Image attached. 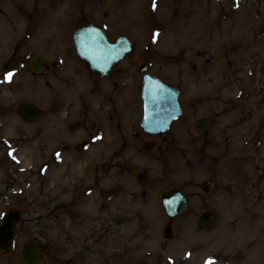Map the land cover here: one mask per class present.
Listing matches in <instances>:
<instances>
[{
    "label": "rangeland",
    "instance_id": "rangeland-1",
    "mask_svg": "<svg viewBox=\"0 0 264 264\" xmlns=\"http://www.w3.org/2000/svg\"><path fill=\"white\" fill-rule=\"evenodd\" d=\"M10 1L0 0L5 8ZM41 4L40 24L45 25L38 35L29 31L27 38L22 13L14 11L11 23L0 13V74L19 60L8 55L23 44L49 63L53 51L74 49L76 21L86 15L104 24L112 38L122 33L132 37L135 59L150 57L151 70L181 88L184 115L172 125L161 150L159 142L145 150L143 143L151 137L132 138L143 114L140 81L137 89L123 90L122 130L118 120L110 119V110L93 105L76 135L93 130L88 157L91 180L97 183L91 195L74 203L69 182L76 175L68 164L58 171L53 163L40 177L43 143L38 125L26 123L17 111L20 101H34L47 110L54 97L45 83L47 74L36 76L27 70L13 84L1 81L0 124L16 157L5 169L23 172L0 182V223L11 206L20 207L23 216L15 250L0 256V264H22L20 246L30 237L51 247L44 264H264V0ZM48 5L56 10L48 13ZM30 7L33 0H25L24 8ZM81 92L93 104H106L103 95L93 98L88 89ZM77 97L72 91L73 103ZM203 116L211 124L202 132L196 122ZM77 117L75 113L70 121ZM104 146L105 153L99 150ZM4 157L0 155V163ZM101 159L107 170L99 185L95 168ZM140 171L147 172L144 183L137 178ZM40 178L45 185L42 194ZM173 186L187 193L189 204L174 221V237L166 239L168 217L161 195ZM14 189L21 193L13 194ZM206 210L212 214L202 224L200 216Z\"/></svg>",
    "mask_w": 264,
    "mask_h": 264
},
{
    "label": "flooded vegetation",
    "instance_id": "flooded-vegetation-1",
    "mask_svg": "<svg viewBox=\"0 0 264 264\" xmlns=\"http://www.w3.org/2000/svg\"><path fill=\"white\" fill-rule=\"evenodd\" d=\"M33 2L34 7L30 8H24L25 0H11L10 2H6L7 8L2 4L3 2H0V13H4L9 19L11 18L9 20L10 23L13 15H15L14 11L22 13L24 16V23L27 24L23 35L26 36V38L29 31L32 32L31 36L38 35L45 25V22L40 24L41 18L39 17L40 13L38 11V6L41 4V0H33ZM48 7V13H52L53 10H56L52 5H48ZM8 10L11 12L6 13ZM16 20H18V18L13 19V21ZM83 22V19L77 20L76 28L82 25ZM38 52L39 51L36 49L27 50L26 44H23L21 50L11 51V54L8 55V57L18 56L19 60H17L16 65H11V63L6 65L5 74H15L13 76L14 81L17 80L20 75L26 74L27 70L36 76H42L44 73L47 74L45 83L52 87V90L54 91V97L52 98L53 101L51 105L48 106L47 110H45L46 108L41 104L36 103L41 109V115L36 121V124L38 125L37 135L41 138L43 143L41 146V151L43 153V156L41 157L42 164L46 167L49 164L57 163L56 157L58 156L59 151H62V153L66 155L65 164H68L67 167L70 169L72 175H76L69 184V188L72 189L70 191L72 192L71 198L74 203L81 202L84 201L88 195L92 194L95 190V186L93 187L92 184L96 185L97 183L96 179H94V181L91 180L90 167L92 163L88 157L92 149L91 139L94 138L93 130H84L81 136L76 135L78 129L82 126L83 118L90 115L92 107V102L89 101L87 93H82L81 90L88 89L92 94V97L103 95L104 99H106V104L99 101L97 107H106V113L110 110V119L113 121L118 120V127L122 130V122L125 119V112L123 108L120 107L119 103L126 99L123 90L131 88L137 89L136 87L140 79L136 70L138 68L141 70L142 66L140 65L147 63V59L144 56H139L136 60V56H134L128 60L126 59L127 61L123 60L120 62L116 71L110 75L103 76L91 72L75 49L68 48L67 50L53 51L51 63L39 56ZM28 56H30L29 60L27 59ZM142 58L143 60L141 61ZM124 61L126 64L122 65ZM39 65L42 66V69H35V67H38ZM74 90L78 96V101L76 103L80 102L81 108L80 105L79 107H75L74 105L76 103H73L72 101V91ZM75 113L78 114V117L70 121ZM6 132L7 130H5V127L0 124V155L2 154L5 156L0 163V182L2 183H4V181L10 182L12 178L15 179L17 177L16 173L19 172L15 169L13 170L14 174H12V168L8 170L5 169L7 164L11 165L12 160L10 156L11 147H8L5 143ZM51 135H53V137ZM147 136L151 137L152 140L149 139V143L144 142V147H155L156 142H159L157 147L159 150L163 148V145L168 143L169 139L168 134L150 135L142 129L139 131L133 130L132 133V138H135L136 140H140ZM78 137L80 139H77ZM128 144V141L124 142V145L127 146ZM93 148L97 149V147L94 146ZM99 150L105 153L106 147H99ZM106 164V161L101 159L96 165L95 172L98 173V176L100 177L98 182L99 185H101L102 180L103 182L105 180L107 170ZM42 167L41 171L43 172L45 167L43 169ZM40 181V193L42 194L45 185L42 182V179ZM103 188L102 191H105V183Z\"/></svg>",
    "mask_w": 264,
    "mask_h": 264
},
{
    "label": "water",
    "instance_id": "water-1",
    "mask_svg": "<svg viewBox=\"0 0 264 264\" xmlns=\"http://www.w3.org/2000/svg\"><path fill=\"white\" fill-rule=\"evenodd\" d=\"M75 43L83 59L86 60L93 71L102 74L110 73L117 62L127 56L133 55L135 47L131 40L122 35L114 42L109 40L106 31L95 23H88L75 33ZM40 66L35 67L39 69ZM179 89L160 78L152 75L144 76L143 97L145 100V115L142 121L144 129L150 133H164L168 131L173 120L179 118L182 106L179 101ZM18 111L27 120L34 121L40 114L38 107L29 102H21ZM206 124L200 120L198 127L204 129ZM144 180L143 173L139 175ZM162 203L168 216L164 228V236H174L173 221L187 208V197L178 187H172L162 194ZM21 212L17 208L10 209L4 216L0 225V255L11 253L15 245L17 222ZM210 212L201 216L203 223L208 222ZM48 247H43L36 237L23 242L20 249V258L23 264H42L47 258Z\"/></svg>",
    "mask_w": 264,
    "mask_h": 264
},
{
    "label": "snow or ice",
    "instance_id": "snow-or-ice-1",
    "mask_svg": "<svg viewBox=\"0 0 264 264\" xmlns=\"http://www.w3.org/2000/svg\"><path fill=\"white\" fill-rule=\"evenodd\" d=\"M153 7L155 8V4L153 5ZM11 76V74H9V77ZM208 264H212L211 261L208 262Z\"/></svg>",
    "mask_w": 264,
    "mask_h": 264
},
{
    "label": "bare ground",
    "instance_id": "bare-ground-1",
    "mask_svg": "<svg viewBox=\"0 0 264 264\" xmlns=\"http://www.w3.org/2000/svg\"><path fill=\"white\" fill-rule=\"evenodd\" d=\"M63 164H64V163H63ZM63 164H62V166L60 167V169H59V170H61V169L63 168V166L65 165V164H64V165H63Z\"/></svg>",
    "mask_w": 264,
    "mask_h": 264
}]
</instances>
